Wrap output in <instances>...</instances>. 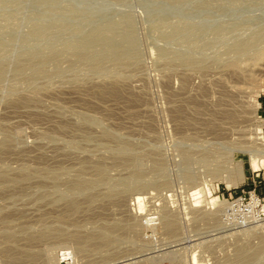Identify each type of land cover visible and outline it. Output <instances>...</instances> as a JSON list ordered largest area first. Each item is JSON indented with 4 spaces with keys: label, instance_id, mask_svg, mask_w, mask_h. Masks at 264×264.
I'll list each match as a JSON object with an SVG mask.
<instances>
[{
    "label": "rangeland",
    "instance_id": "374dc122",
    "mask_svg": "<svg viewBox=\"0 0 264 264\" xmlns=\"http://www.w3.org/2000/svg\"><path fill=\"white\" fill-rule=\"evenodd\" d=\"M260 158L264 0H0V264H264Z\"/></svg>",
    "mask_w": 264,
    "mask_h": 264
},
{
    "label": "bare ground",
    "instance_id": "6f19581e",
    "mask_svg": "<svg viewBox=\"0 0 264 264\" xmlns=\"http://www.w3.org/2000/svg\"><path fill=\"white\" fill-rule=\"evenodd\" d=\"M261 159V158H260ZM256 160V159H252L251 160V167L253 168V169H258L259 167H260V162L262 163V164H264V158L263 159H261V160ZM240 176H241V178H242V180L244 179V173H243V170H241V172H240ZM231 185H233V184H231ZM207 189H208V187H206ZM205 188V189H206ZM205 189L204 188H198L197 190H196V193H199V194H204V192H205ZM208 194L207 195H209V194H211V192L208 190ZM141 197V196H140ZM140 197H138L137 198V203H138V206H139V209H142V205H141V199H140ZM209 200H208V202H207V205L209 206V207H213L214 205H217L216 203L217 202H219L220 203V201L222 200L221 199V197L220 196H215V195H210L209 197ZM197 204L198 203H201L202 201H200L198 198L196 199V201H195ZM194 206V205H193ZM167 224V223H166ZM173 230V229H172ZM193 264H200L197 260H196V258H194L193 259Z\"/></svg>",
    "mask_w": 264,
    "mask_h": 264
}]
</instances>
